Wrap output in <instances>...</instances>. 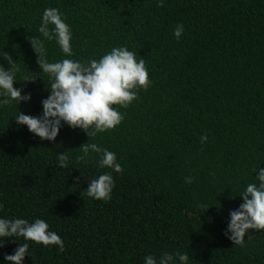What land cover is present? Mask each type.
I'll return each instance as SVG.
<instances>
[{"label":"trees","instance_id":"16d2710c","mask_svg":"<svg viewBox=\"0 0 264 264\" xmlns=\"http://www.w3.org/2000/svg\"><path fill=\"white\" fill-rule=\"evenodd\" d=\"M52 7L71 28L70 58L123 45L149 70L147 90L114 106L120 125L94 138L64 125L50 142L15 122L19 111L40 115L50 91L29 39H44L37 28ZM44 46L48 62L68 58L55 41ZM5 53L20 69L13 87L31 99L0 107V217L43 219L64 243L60 252L27 241L24 264H143L164 252L188 253V264H264V229L248 230L243 246L224 235L252 169L264 168V0H0L7 69ZM88 140L116 153L122 171L99 168L95 153L78 163ZM103 172L114 180L106 202L85 191ZM17 239L6 238L0 262Z\"/></svg>","mask_w":264,"mask_h":264},{"label":"clouds","instance_id":"9594fccd","mask_svg":"<svg viewBox=\"0 0 264 264\" xmlns=\"http://www.w3.org/2000/svg\"><path fill=\"white\" fill-rule=\"evenodd\" d=\"M163 0H160L162 3ZM37 31L44 38L29 39L35 53L38 54L37 63L41 71L47 74L50 85L49 94L41 100L42 113L37 116L18 112L15 122L24 125L27 130L41 140L53 141L61 127L79 128L85 131L89 138L98 133L111 130L120 125L125 113L118 111L127 108L138 99L139 89L147 90L151 84L149 70L143 58L126 46H114L106 51L99 59L86 61L72 59V31L66 22V17L58 8H45L40 16ZM184 32V26L177 24L172 35L177 40ZM45 41H55L65 57L56 62H48ZM8 68L0 66V107L15 102H28L30 93L21 95V89L14 88L16 73L19 67L7 53ZM29 79L25 78V81ZM207 140L206 135L200 137V142ZM80 155L76 161L87 163L92 159V153L99 156L96 164L99 168L111 169V172L122 171L117 161L116 153L99 147L96 143L86 142L80 147ZM69 157L59 154V166L65 167ZM252 182H248L238 195L242 203L229 211V219L224 230L227 239L236 245L243 246L244 236L248 230L264 229V168L252 169ZM111 172H103L95 179L88 181L87 195L93 199L108 201L114 188ZM185 183H192L191 176L185 177ZM22 237L25 243H19L13 254H4L0 264H24V257L28 255L29 244L32 241L43 246L55 245L57 251L64 250L61 237L49 230V224L43 219H27L0 217V248L5 246L6 238ZM19 241V240H18ZM10 242V241H9ZM189 255L184 252L162 253L159 258L152 254L143 257V264H188Z\"/></svg>","mask_w":264,"mask_h":264}]
</instances>
